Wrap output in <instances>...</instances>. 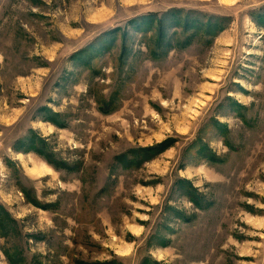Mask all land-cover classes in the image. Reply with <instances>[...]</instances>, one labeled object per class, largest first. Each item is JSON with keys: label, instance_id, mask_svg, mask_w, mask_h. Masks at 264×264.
I'll return each mask as SVG.
<instances>
[{"label": "rangeland", "instance_id": "1", "mask_svg": "<svg viewBox=\"0 0 264 264\" xmlns=\"http://www.w3.org/2000/svg\"><path fill=\"white\" fill-rule=\"evenodd\" d=\"M0 207V264H264V0H0Z\"/></svg>", "mask_w": 264, "mask_h": 264}, {"label": "trees", "instance_id": "2", "mask_svg": "<svg viewBox=\"0 0 264 264\" xmlns=\"http://www.w3.org/2000/svg\"><path fill=\"white\" fill-rule=\"evenodd\" d=\"M169 14V13H168ZM168 14H166V15H168ZM151 18H153L152 16H146L144 19H142V20H144V22H143V24L144 23H146L147 24V26H149V24L151 23V22H158L157 23V25L159 26L158 28H159V30H157V39H156V41L158 42L157 43V45H158V47L157 48H155L154 50H152L151 51V54L153 55V57L154 58H157V57H160L159 56V53H158V50L160 49V47L162 46L161 44H162V41H161V35L163 34V23H164V19H165V17H163V16H161V18H157V16L156 17H154L153 18V20L151 19ZM189 23L187 22V21H185V23L183 24V27H182V31L183 32H187L188 30H190L191 29V27H194V25L193 26H191V27H189V25H188ZM195 25L196 26H202V24H198V23H195ZM207 25V27H208V29L211 31L212 29H214V28H212V26L211 25H209V24H206ZM217 26V30H220L221 29V27L219 28V26H218V24L216 25ZM201 28V27H200ZM148 30H146L145 32H147ZM184 33V34H185ZM145 35V34H144ZM161 45V46H160ZM37 154L38 155H40L41 157H43L42 156V154L41 153H38L37 152ZM52 166H53V168L54 169H56V170H58V168H60L59 167V165H56V164H52ZM191 189V188H190ZM192 190V189H191ZM193 191V190H192ZM194 192V191H193ZM35 204V203H34ZM2 212H3V216H2V219H0V224H2V226L3 227H9L10 229L13 227V225H12V220L10 219V217L8 216V214H6L5 213V211L4 210H2V208L0 207V215L2 214Z\"/></svg>", "mask_w": 264, "mask_h": 264}]
</instances>
